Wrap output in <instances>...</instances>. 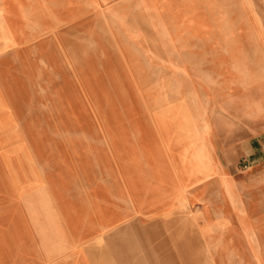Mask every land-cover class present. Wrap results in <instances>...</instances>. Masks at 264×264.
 Segmentation results:
<instances>
[{
  "label": "rangeland",
  "instance_id": "obj_1",
  "mask_svg": "<svg viewBox=\"0 0 264 264\" xmlns=\"http://www.w3.org/2000/svg\"><path fill=\"white\" fill-rule=\"evenodd\" d=\"M81 2L70 0L69 13L56 15L54 27L25 44L0 46L7 53L0 62V167L36 178L44 187L33 189L35 197L49 185L71 199L85 187L94 199L128 187L140 196L146 184L173 178L181 128L198 130L210 147L217 139L214 148L222 149L252 118L264 117L245 105L264 86V12L248 14L259 27L252 44L216 46L215 61H200L180 76L168 66L173 62L160 61L162 47L143 37L132 1L120 11ZM9 112L22 124L17 140ZM230 197L237 202L232 191Z\"/></svg>",
  "mask_w": 264,
  "mask_h": 264
},
{
  "label": "crops",
  "instance_id": "obj_2",
  "mask_svg": "<svg viewBox=\"0 0 264 264\" xmlns=\"http://www.w3.org/2000/svg\"><path fill=\"white\" fill-rule=\"evenodd\" d=\"M126 1L141 15L147 31L143 37L162 47L160 61L173 62L168 66L183 72L180 76L200 61H215L216 46L252 44L259 27L248 14L264 12V0L95 3L120 11ZM69 8L70 0H0V46L25 44L40 29L54 27L56 15L69 13ZM97 23L107 30L105 19ZM6 54H0V62ZM263 118H252L222 149L214 148L219 145L215 140L207 151L213 174L202 182L201 176L178 165L175 153L171 181L146 184L140 196L128 187L111 198L94 199L85 187L71 199L49 185L45 191L51 213L41 217L32 205L28 209L21 182L18 187L0 185V264H264ZM13 119L17 140L22 124ZM8 173L0 167V175ZM65 205L73 216L65 213Z\"/></svg>",
  "mask_w": 264,
  "mask_h": 264
},
{
  "label": "bare ground",
  "instance_id": "obj_3",
  "mask_svg": "<svg viewBox=\"0 0 264 264\" xmlns=\"http://www.w3.org/2000/svg\"><path fill=\"white\" fill-rule=\"evenodd\" d=\"M208 41H210V40H208ZM13 61L14 60H12V59H8L7 61H5V64L9 66V64H11ZM240 87H241V85H240ZM255 96L257 98L254 99V102L249 101V102H246L245 105L248 107V109L252 108L253 109L252 111L254 112L255 115H260L264 111V86H263V84H261V86H260V88H259V90ZM0 103H1V99H0ZM180 115L183 119L186 120L185 124L190 125L191 120L189 119V117L186 114H182V113ZM31 132L35 133L34 129L31 130ZM210 149H211V147H210L209 142H208L207 138L205 137V135H204V139H203L201 137V133L198 130L193 129L191 126H188V128H185V129L181 128L180 134H179L178 140H177V151H176V153L178 154L177 155L178 165L184 167V170L192 171L191 172L192 174H197V175L201 176L202 178L199 179V182H201L204 179L209 178L213 174L212 168H211V162L209 160V153L207 152ZM2 167H4V166L2 165ZM7 169L9 171H11V174H13V175H11L9 173L11 175V179H12V180L9 179L10 184L12 186L18 187L19 182H21L22 191L25 190L24 193L26 195V200H27L26 203L28 204L27 205L28 209L30 210V205H32L33 212H35V208H36V212L39 214L40 217L46 216L45 213H51V211L47 207L48 195L44 192H38L36 194H39V195H36L37 197H35V195L33 193V189H27L28 187L33 188L34 185H35V187L41 186V184L38 182V180H36V178H34V181L31 182L32 180H26V177L23 174H21L18 170H15L13 167L7 166ZM6 175H0V185H4L6 183H9ZM263 176H264V174H263ZM31 177H32V175H31ZM230 193H231V191H230ZM101 195L103 196V193H101ZM208 196H209V194H208ZM64 210H65V213H67V215H69V216H73V214H75L74 211L71 210V207H69L68 205H65ZM214 221H217V220H214Z\"/></svg>",
  "mask_w": 264,
  "mask_h": 264
}]
</instances>
